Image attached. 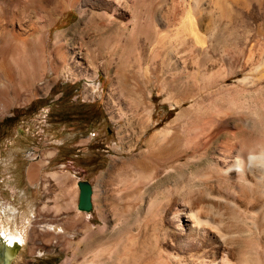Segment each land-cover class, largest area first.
Masks as SVG:
<instances>
[{
    "label": "rangeland",
    "instance_id": "374dc122",
    "mask_svg": "<svg viewBox=\"0 0 264 264\" xmlns=\"http://www.w3.org/2000/svg\"><path fill=\"white\" fill-rule=\"evenodd\" d=\"M13 1V11L28 7L24 19L36 30L19 45L0 31V235L19 236L11 263L264 264V186L238 183L233 173L224 174L218 160L230 139L240 148L250 133L223 130L211 140L203 135L207 144L193 149L187 127L178 120L173 124L177 129L172 126L176 136L162 156H145L154 133L172 122L181 107H188V101L171 105L161 91V77L151 79L143 66L120 68L124 77L118 79L121 70L104 65L107 53L96 45L102 38L98 24L83 21L79 8L68 0ZM3 15L0 21H8V13ZM48 21L52 23L42 28ZM47 32L50 39L45 42L42 34ZM57 32H64L63 45L82 60L81 65L71 64L70 71L54 65ZM176 33L174 28L166 39L177 43ZM83 40L95 41L96 65L86 55ZM40 45L43 50L36 49ZM7 46L17 47L19 75L7 64ZM32 59L40 65L34 72L27 68ZM218 68L217 76L228 75L226 66ZM247 71L239 67L227 77L231 94L236 79ZM172 72H165L169 79L175 78ZM220 93L210 112L227 102ZM240 95L239 90V106L255 107ZM143 105H149L150 115ZM260 106L264 111V102ZM263 133L259 130L257 144H264ZM29 161L39 163L36 175L46 177L70 165L93 183L95 221L85 234L82 226L70 234L52 229L46 204L55 191L51 182L41 203L25 208L22 175ZM247 180L255 184L251 176ZM73 187L65 200L76 207ZM64 215L68 212L59 216Z\"/></svg>",
    "mask_w": 264,
    "mask_h": 264
},
{
    "label": "bare ground",
    "instance_id": "6f19581e",
    "mask_svg": "<svg viewBox=\"0 0 264 264\" xmlns=\"http://www.w3.org/2000/svg\"><path fill=\"white\" fill-rule=\"evenodd\" d=\"M68 1L70 5L79 8L83 21L97 23L102 32L101 40H95L97 44L94 39L88 43L83 40V44L88 45L86 55L93 65L97 64V53L92 43L102 49V52L106 51L104 65L115 64L121 70L118 79L124 77L120 68L129 65L143 66L150 73L151 79L161 77V91L167 94L166 100L171 105L181 106L184 101L189 103L188 107L178 110L172 122L154 133L147 143L148 150L143 153L145 156H162L165 146L174 138L176 132L173 129L177 126L173 124L178 120H183L181 125L187 127L188 132L186 128H183V132L188 133L189 147L193 149L203 148L207 144L205 137L202 138L203 135L211 140L223 130L234 135L238 129H245L250 133L251 137L246 138L240 148L239 142L230 139L225 149L221 150L218 160L224 174L235 155L248 146L257 144L259 130L264 131V111L257 108L264 102V0ZM11 2L14 1H1L0 16L8 13L9 19L0 21V31L11 34L19 45L20 42H25L28 35H33L36 27L28 19H24L26 10L29 11L28 7L13 11ZM127 14L130 17L124 23L123 19ZM51 23L52 21H48L41 27H47ZM174 28L177 30V43L166 39ZM239 28L244 30L243 34H239ZM111 31L116 34L110 36ZM63 35L64 32H57L55 35L57 60L54 65L66 66L70 71L71 64L81 65L82 60L77 51L65 48L62 43ZM42 36L45 42L50 39L49 32ZM7 49V64L13 75H19L21 63L15 58L18 55L17 47L7 46ZM36 49L43 50V45ZM135 49H138L136 55L132 53ZM222 66L227 67V76L216 75L218 67ZM39 67L34 59L27 65L28 70L33 72ZM239 67L247 68L248 71L243 78L236 79V92L231 94L225 80L235 75ZM170 71H173L175 78L167 77L165 72ZM185 75L188 79H184ZM238 89L242 97L255 107L238 105ZM218 92H224L227 102L225 105L217 104L210 112L212 104L217 102L215 94ZM142 109L146 115H150L149 105H143ZM262 140L264 141V133ZM232 173V176H236L235 172ZM0 237L7 242H13L12 244L19 240L17 234L7 232H3Z\"/></svg>",
    "mask_w": 264,
    "mask_h": 264
},
{
    "label": "crops",
    "instance_id": "0c3cea01",
    "mask_svg": "<svg viewBox=\"0 0 264 264\" xmlns=\"http://www.w3.org/2000/svg\"><path fill=\"white\" fill-rule=\"evenodd\" d=\"M33 162L35 161H29L26 164L24 175H22V182L25 188L22 190L21 199L24 205H26L25 208L30 209L28 206L30 203L31 205L41 203L42 199L45 197L44 192L51 182L55 186V191L52 197H46V204L48 205V212L52 215V229H57V231L65 229L66 232L70 234L76 228L81 229L79 226H82V234H85L89 228L94 226L95 220L92 217V211H83L78 209L77 206H68V202L65 200L67 197L66 192L74 188L73 186H76V199H78L79 189L77 186V179L85 177L77 174L78 169H75V166L67 165L66 162L65 164L69 167L65 169H59L46 177L43 175H36L39 163L32 164ZM64 212H68V215L59 216Z\"/></svg>",
    "mask_w": 264,
    "mask_h": 264
},
{
    "label": "clouds",
    "instance_id": "9594fccd",
    "mask_svg": "<svg viewBox=\"0 0 264 264\" xmlns=\"http://www.w3.org/2000/svg\"><path fill=\"white\" fill-rule=\"evenodd\" d=\"M225 172H235L237 182L247 187L264 186V144H252L235 155ZM248 176L252 177L255 184L248 182Z\"/></svg>",
    "mask_w": 264,
    "mask_h": 264
},
{
    "label": "water",
    "instance_id": "95a60500",
    "mask_svg": "<svg viewBox=\"0 0 264 264\" xmlns=\"http://www.w3.org/2000/svg\"><path fill=\"white\" fill-rule=\"evenodd\" d=\"M78 186V199H77V208L83 211H92L93 210V200L92 194L94 190L93 183L87 178L77 179ZM3 238V237H1ZM0 247V264H12L11 260L14 257L19 243L16 242L14 245H7L1 239Z\"/></svg>",
    "mask_w": 264,
    "mask_h": 264
},
{
    "label": "flooded vegetation",
    "instance_id": "af4514ba",
    "mask_svg": "<svg viewBox=\"0 0 264 264\" xmlns=\"http://www.w3.org/2000/svg\"><path fill=\"white\" fill-rule=\"evenodd\" d=\"M78 150H79V151L82 153V144H81V146L79 147V149H78ZM0 239L4 240V239H3V238H1V237H0ZM1 242H2V241H1ZM4 242H5V243H7V245H9V244H11V245H12V243H13V242H7V241H5V240H4ZM0 247H1V245H0Z\"/></svg>",
    "mask_w": 264,
    "mask_h": 264
}]
</instances>
